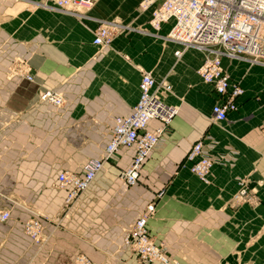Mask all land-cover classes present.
I'll use <instances>...</instances> for the list:
<instances>
[{"label": "crops", "instance_id": "crops-1", "mask_svg": "<svg viewBox=\"0 0 264 264\" xmlns=\"http://www.w3.org/2000/svg\"><path fill=\"white\" fill-rule=\"evenodd\" d=\"M143 1L98 0L66 11L46 0H0V213L11 214L0 221V264H75L79 254L101 264H139L123 240L151 203V236L181 264H264V65L229 68L223 59L245 93L227 120L216 121V94L196 73L204 53L189 48L177 59L179 45L164 38L171 23L151 29ZM100 25L122 30L111 46L93 42ZM22 65L31 68V81L18 74ZM142 70L172 85L163 97L179 113L164 141L138 184L121 177L135 154L122 148L65 205L57 176L83 172L104 156L114 117L131 113L139 100ZM47 89L64 95L62 106L40 100ZM202 138L221 160L209 183L185 163ZM240 180L251 202L234 199ZM35 216L43 223L36 242L23 228Z\"/></svg>", "mask_w": 264, "mask_h": 264}, {"label": "built area", "instance_id": "built-area-1", "mask_svg": "<svg viewBox=\"0 0 264 264\" xmlns=\"http://www.w3.org/2000/svg\"><path fill=\"white\" fill-rule=\"evenodd\" d=\"M57 9L72 11L93 6L98 0H46ZM141 9L151 10L150 27L161 30L164 24L171 23L166 37L180 48L175 57L180 59L186 50L196 48L204 53V60L196 73L203 82L213 88L216 94L212 114L216 121L227 120L228 114L238 109L237 100L245 93L241 84L232 79L223 65L224 58H238L251 64L264 65V0H144ZM122 30L100 25L95 30L93 42L100 46H111ZM18 74L32 80L31 68L19 67ZM139 100L129 114L116 116L110 141L104 156L89 160L84 171L76 173L64 169L56 178L57 186L65 192V205L71 206L86 191L105 163L122 148H134L133 159L122 172L126 184H138L142 167L164 141L165 133L172 120L178 115L179 108L168 104L163 97L170 93L172 85L164 78L157 80L149 71H141ZM40 100L57 107L64 103V95L55 89L41 91ZM152 121L160 125L150 129ZM264 134V123L261 127ZM185 163L203 182L209 183V176L215 164L221 163L212 156L211 146L202 138L189 148ZM240 188L235 200L251 202L253 199L245 180L239 181ZM162 193L157 195L160 197ZM155 203H151L142 215L127 229L123 245L140 260L156 264H171L163 247L156 244L148 228L154 216ZM10 212L0 213V221L10 219ZM24 232L35 242L41 241L43 223L40 217L31 218L23 225ZM75 264H101L93 262L85 254L74 259Z\"/></svg>", "mask_w": 264, "mask_h": 264}, {"label": "rangeland", "instance_id": "rangeland-1", "mask_svg": "<svg viewBox=\"0 0 264 264\" xmlns=\"http://www.w3.org/2000/svg\"><path fill=\"white\" fill-rule=\"evenodd\" d=\"M165 39H166V37H164ZM228 59H230V60H228V63H229V68H233V64L235 65L236 64V62H239V61H245V60H243V59H238V58H228ZM238 59V60H237ZM247 61V60H246ZM245 61V62H246ZM243 62H239V63H243ZM247 62H249V61H247ZM250 63V62H249ZM251 64V63H250ZM243 65V64H242ZM246 65H248V64H246ZM257 64H252V66H256ZM243 66H245V64L243 65ZM246 67V66H245ZM159 245V244H158ZM161 245V244H160ZM162 246V245H161ZM163 247V246H162ZM164 249V248H163ZM164 251L166 252V254L168 255V257H169V259L170 260H172L173 262L171 263V264H181V260L180 259H178V258H174L173 256H170L169 254H168V252L164 249ZM138 258V257H137ZM138 261H139V264H156V263H152V262H143L142 260H140L139 258H138Z\"/></svg>", "mask_w": 264, "mask_h": 264}]
</instances>
